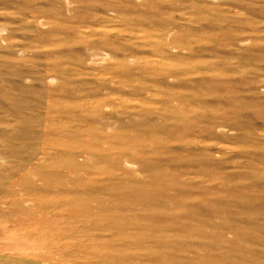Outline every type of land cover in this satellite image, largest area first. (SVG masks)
<instances>
[{
  "label": "rangeland",
  "instance_id": "1",
  "mask_svg": "<svg viewBox=\"0 0 264 264\" xmlns=\"http://www.w3.org/2000/svg\"><path fill=\"white\" fill-rule=\"evenodd\" d=\"M0 264H264V0H0Z\"/></svg>",
  "mask_w": 264,
  "mask_h": 264
}]
</instances>
